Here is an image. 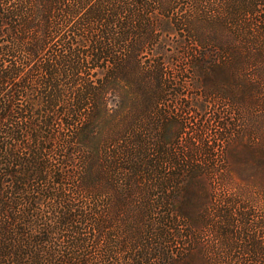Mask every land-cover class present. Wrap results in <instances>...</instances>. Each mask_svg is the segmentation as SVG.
<instances>
[{
	"label": "rangeland",
	"instance_id": "1",
	"mask_svg": "<svg viewBox=\"0 0 264 264\" xmlns=\"http://www.w3.org/2000/svg\"><path fill=\"white\" fill-rule=\"evenodd\" d=\"M121 19L124 28L111 27ZM63 25L66 37L23 70L70 41L88 57L82 79H60L53 94L64 105L100 89L99 103H85L79 123L61 106L51 127L25 112L19 122L35 130L8 141L44 167L46 180L27 188L38 215L62 195L75 209L52 242L90 264H264V0H84ZM114 62L118 77L101 94Z\"/></svg>",
	"mask_w": 264,
	"mask_h": 264
},
{
	"label": "trees",
	"instance_id": "2",
	"mask_svg": "<svg viewBox=\"0 0 264 264\" xmlns=\"http://www.w3.org/2000/svg\"><path fill=\"white\" fill-rule=\"evenodd\" d=\"M83 5L84 0H46L42 10L32 5L26 10L17 6H0V54L9 58L14 54L25 56V59L10 61L8 65L0 60V264H90L88 260L73 262L61 246L52 242L56 226L63 227L77 217L71 201H65V195L60 194L64 203L48 215L43 213L39 216L38 199L32 197L27 188L31 178L38 176L46 180L44 167L35 161V156L24 160L8 142L21 140L24 131L20 130H35L32 119L19 122V116L25 112L37 113L42 119L40 126L51 127L61 106H65L67 115L79 123L85 118V103L90 106L99 103L95 97L98 94L94 93L100 89L77 91L72 103L64 105L53 94L60 91V79H72L73 85L82 79L80 70L88 57L83 56L78 46L70 41H66L67 49L56 53L54 60L39 63L37 68L32 66L26 73L23 70L24 62L38 58L46 51L51 38L64 36L63 23ZM127 24L121 19V22H113L111 27L121 29ZM33 28H41L42 35L37 39H26ZM93 59L99 61L100 54L93 55ZM114 66L112 79L102 83L105 91L101 94H105L110 89L109 85L114 84L111 81L118 77L116 71L122 64L114 62ZM38 72L43 73L42 80L35 76ZM42 89L47 93L39 95ZM88 91L91 98L85 97ZM52 109H55L54 114ZM84 123L81 127H88ZM40 219L44 220L42 224Z\"/></svg>",
	"mask_w": 264,
	"mask_h": 264
}]
</instances>
